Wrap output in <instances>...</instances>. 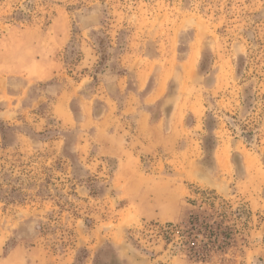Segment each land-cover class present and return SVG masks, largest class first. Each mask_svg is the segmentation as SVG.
Returning <instances> with one entry per match:
<instances>
[{
  "label": "rangeland",
  "instance_id": "obj_1",
  "mask_svg": "<svg viewBox=\"0 0 264 264\" xmlns=\"http://www.w3.org/2000/svg\"><path fill=\"white\" fill-rule=\"evenodd\" d=\"M0 264H264V0H0Z\"/></svg>",
  "mask_w": 264,
  "mask_h": 264
},
{
  "label": "trees",
  "instance_id": "obj_2",
  "mask_svg": "<svg viewBox=\"0 0 264 264\" xmlns=\"http://www.w3.org/2000/svg\"><path fill=\"white\" fill-rule=\"evenodd\" d=\"M199 213L191 215L188 220V228L181 230L180 227L167 224L165 226L152 225L156 236H160L165 244H169L173 236L181 239V245L194 261L205 262L215 250H224L232 245L235 236L245 228L246 222H240L239 214L228 211V204L222 201L220 213L215 211L217 198L205 193L202 194ZM202 205L206 208H202ZM216 219H219L218 221ZM199 237L202 239L199 240Z\"/></svg>",
  "mask_w": 264,
  "mask_h": 264
}]
</instances>
